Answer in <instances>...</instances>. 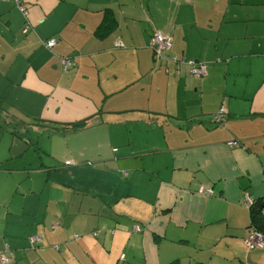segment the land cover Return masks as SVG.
Listing matches in <instances>:
<instances>
[{
    "label": "crops",
    "instance_id": "0c3cea01",
    "mask_svg": "<svg viewBox=\"0 0 264 264\" xmlns=\"http://www.w3.org/2000/svg\"><path fill=\"white\" fill-rule=\"evenodd\" d=\"M23 2L27 30L15 0L0 1L7 264H264V248L243 244L249 201L264 196V0ZM106 9L115 22L100 37ZM152 27L171 37L174 55L203 61L206 74L154 60ZM62 58L74 65L64 69ZM27 125L55 138L33 148L36 158L63 161L77 181L51 185V167L40 168L37 192L17 143L31 147ZM77 131L85 136L69 143ZM111 217L116 225L105 221L94 235Z\"/></svg>",
    "mask_w": 264,
    "mask_h": 264
},
{
    "label": "rangeland",
    "instance_id": "374dc122",
    "mask_svg": "<svg viewBox=\"0 0 264 264\" xmlns=\"http://www.w3.org/2000/svg\"><path fill=\"white\" fill-rule=\"evenodd\" d=\"M50 39L54 40V43H53V45H54L56 40L54 38H49V40ZM43 44L46 47H48L45 44V41L43 42ZM118 45H119V43H116V46H118ZM52 46H50V47H52ZM73 65H74V63L72 64V66ZM71 67L64 68V69H70ZM20 118L22 120H24L25 122H27V123H31L30 121L26 120L23 116L20 117ZM5 119L8 120L7 117H5ZM1 123L3 125H6L8 130H10V129L12 130V128L15 127L14 124L8 125V124H5L3 121ZM67 127H70V126H67ZM27 129H28L27 136L32 141L31 147L26 148V146L24 144H22L21 142H17V143H19V147H22V146L24 147V151H23V155H22L23 156L22 157V162L24 164H27V167H32V170H33L32 172H27L24 176H27L28 173H31V175L37 176L36 180H30L32 182H37L36 185H35V187L38 190L37 192H41L40 191L41 188L42 189H43V187L45 188V186L42 185L44 183V179L45 178H42L43 177L42 174L38 171V169H40V168L49 169L51 167L50 180H49L51 185H56V182H58L60 184H63V182H65V180L77 181V179H74L72 177H69V176L65 175L64 170H65L66 167L64 166L63 161L60 160V161H56L55 162V160H53V159L46 158V157L44 158V156H43L44 154L43 153L40 154L41 157H43L42 161L40 159L36 158L38 156L37 155L38 152L34 151L33 148L41 147V145H47L48 142H50L51 140H53V139L55 140V138L53 136L49 135L50 133L48 131H51V130L48 129V128L46 129L44 127V125H40V126L27 125ZM73 130H74V128H73ZM83 136H85L84 132L77 131V132L66 134L65 139L67 141H69V143H73V140L78 139V138L82 139ZM16 138H17V141L20 140L18 136H16ZM104 164H107V161H104ZM80 172H83L82 174H84V173L89 172V170H87V168H82L80 170ZM15 173H18V172H15ZM84 175H86V174H84ZM22 183L24 184V182H22ZM23 184L18 187V190H22ZM122 218H120V221L122 220ZM105 221H109L110 223H114L116 225V223H115L116 222V218L115 217H111L109 220H105V218H101L100 219V223L101 224L99 225L98 230L95 231L97 236L100 234V237H101V235L103 234L104 231L102 230V223L105 222ZM125 221L130 223V220H128V219H125ZM127 225H129V224H127ZM118 228L124 229L121 225H118ZM74 236H77V235H74ZM39 237H41V236L39 235ZM250 249H255V248H250Z\"/></svg>",
    "mask_w": 264,
    "mask_h": 264
},
{
    "label": "built area",
    "instance_id": "2783aa9c",
    "mask_svg": "<svg viewBox=\"0 0 264 264\" xmlns=\"http://www.w3.org/2000/svg\"><path fill=\"white\" fill-rule=\"evenodd\" d=\"M15 3H16V7L19 9L20 12H22V14L25 17L26 16V5L24 4L23 0H15ZM53 43H54L53 39H50V40L47 39L45 41V44L48 47L52 46ZM149 45L151 46L152 51H153V56L156 59V58L161 56L162 52H164L170 48L171 39L167 35H163L158 30H155L153 32L151 42ZM175 59L176 58L173 56L172 60H175ZM61 64H62L63 68H69L72 66L73 63H72L71 59H69V58H62ZM187 64H188L187 72H188L189 76H203L206 74V66H205L204 62H197L194 60H188ZM215 117H216L215 119H220L221 114L217 113L215 115ZM227 144L228 145H237L238 143H236L235 141H229ZM198 191L200 193H204L207 195H209L212 192L209 187H204L202 185H200L198 187ZM139 229H140V227L137 224H135L132 227L133 231H138ZM40 240H41V238L39 236H34V237L30 238L31 243H36ZM243 242H244L243 243L244 246L247 249L264 247V237H262V235L260 233H258L257 231H254L251 229L246 230V235L243 239ZM0 260L2 263H5L7 261V258L3 252L0 254Z\"/></svg>",
    "mask_w": 264,
    "mask_h": 264
},
{
    "label": "trees",
    "instance_id": "16d2710c",
    "mask_svg": "<svg viewBox=\"0 0 264 264\" xmlns=\"http://www.w3.org/2000/svg\"><path fill=\"white\" fill-rule=\"evenodd\" d=\"M0 1H2V0H0ZM111 12L112 11L110 9H106L105 14H104L105 17L103 18V20L100 22V24L95 29L96 35H98L100 37L104 36L109 31V29L112 27L111 24L112 25L114 24L115 18L113 16V13H111ZM108 13H110L112 16L110 17V14H108ZM27 22L28 21H27L26 17H24V27H23L24 30H27V29H25L26 25L29 24ZM27 26H29V25H27ZM155 30H158V29L155 27L151 28L150 38H149V42H148V47L151 49V51H152V48L149 44L151 42V38H152L153 32ZM158 31L161 34L167 35L168 37H170L168 34L162 33L160 30H158ZM170 39H171V37H170ZM171 46H172V41H171ZM171 46L168 50L162 52L161 56L156 58V59L153 57V51H152L153 59L154 60H162V61L170 60L171 62L176 63V64L185 63L187 65V68H188V64H187L188 60L203 62V61H199V60H195V59H186L184 57L179 58L171 52ZM173 56L176 58L175 60H172ZM203 76H192V77H203ZM217 113H220L221 117H220V119H215L216 118L215 117L216 114H215L214 115V121L216 123H219L223 117L222 108ZM85 122H86L85 120H81L78 122L71 123L70 125H71V127L78 128V127L83 126ZM228 146L233 147L235 145H228ZM197 191H198V189H197ZM201 194H204V193H201ZM250 229L257 231L258 233H260L262 235V237H264V196L257 197L253 201H249V204H248V225L246 227V230H250ZM94 235H96V232H94ZM262 248H264V247H262ZM257 249H261V248H257ZM7 250L8 249L5 248L4 251H7ZM1 253L2 252H0V254ZM7 253H8L7 255L4 253V255L7 258V261L5 263H2L0 260V264H7L9 262V260L12 259V257H13L12 252L7 251ZM167 264H178V263L176 261H172V262H169Z\"/></svg>",
    "mask_w": 264,
    "mask_h": 264
},
{
    "label": "bare ground",
    "instance_id": "6f19581e",
    "mask_svg": "<svg viewBox=\"0 0 264 264\" xmlns=\"http://www.w3.org/2000/svg\"><path fill=\"white\" fill-rule=\"evenodd\" d=\"M34 237V236H33Z\"/></svg>",
    "mask_w": 264,
    "mask_h": 264
}]
</instances>
